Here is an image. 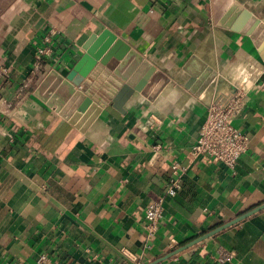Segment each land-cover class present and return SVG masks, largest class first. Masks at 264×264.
<instances>
[{"label":"crops","instance_id":"obj_1","mask_svg":"<svg viewBox=\"0 0 264 264\" xmlns=\"http://www.w3.org/2000/svg\"><path fill=\"white\" fill-rule=\"evenodd\" d=\"M52 29V53L38 59ZM104 30L130 50L115 75L85 80L105 102L81 132L46 105L55 77L46 102L35 92ZM144 61L162 76L114 107L116 89L97 87L125 85ZM249 64L264 81V0H0V264H216L218 246L231 264H264V209L188 247L264 204V91L246 85L233 125L248 149L233 170L190 155L207 105ZM173 162L181 187L147 239L145 207Z\"/></svg>","mask_w":264,"mask_h":264},{"label":"water","instance_id":"obj_2","mask_svg":"<svg viewBox=\"0 0 264 264\" xmlns=\"http://www.w3.org/2000/svg\"><path fill=\"white\" fill-rule=\"evenodd\" d=\"M92 42H94V40L86 43L83 48L84 54L68 75L63 77L52 70L43 79L35 92L37 97L45 101V97L41 96L40 93L48 84L49 80L55 77V88L47 102L45 101L46 105L48 107H54L56 113H59L63 119L68 121L71 125L76 126L77 129L81 127L76 125L78 120H84L87 122V125L90 124L100 114L102 104L104 105L105 102L104 99L96 93H90V90L88 91L89 85L85 80L90 75L94 76V74L97 73L96 71H103L107 74L113 73L115 75V68L130 50L128 45L123 43L122 40L118 39L116 35L112 34L109 30H104L97 40L94 43ZM159 76H162V74L144 61L139 65L133 77L128 80L125 85H121V87L117 88L113 82L105 83L102 81V85L100 84L97 88H101L100 90L102 92H109V94H111V88H115L116 92L111 95V101L113 106L116 107L118 104H123V102L131 96L132 89L141 92L145 87V82L151 81V83H153ZM142 92L145 93L144 91ZM80 130L82 132L85 128ZM263 209L264 204L237 216L209 233L202 235L200 238L190 243L188 247L220 233Z\"/></svg>","mask_w":264,"mask_h":264},{"label":"built area","instance_id":"obj_3","mask_svg":"<svg viewBox=\"0 0 264 264\" xmlns=\"http://www.w3.org/2000/svg\"><path fill=\"white\" fill-rule=\"evenodd\" d=\"M55 30L43 37L41 46L36 49L38 59L48 58L52 53L51 39ZM34 74V71H31ZM260 71L254 65H246L229 80L232 86L231 93L226 98H214L206 107V116L200 126L195 144L191 148L192 158L205 156L212 163L219 164L233 170L240 157L248 149L247 138L233 125V120L241 109L246 97V85L251 83L255 89L264 91V81L257 82ZM155 145L153 150H160ZM183 169L177 162L170 165V176L165 185L163 197L150 202L144 210L145 234L147 239H153L159 228L163 213L165 197H174L179 191L180 177ZM233 253L223 246H218L215 251L216 264H231ZM44 256L39 257L38 262L43 263Z\"/></svg>","mask_w":264,"mask_h":264}]
</instances>
